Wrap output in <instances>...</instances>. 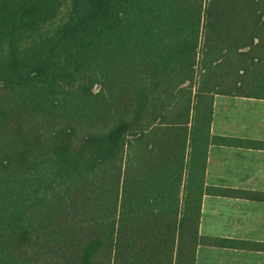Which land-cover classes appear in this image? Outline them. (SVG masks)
Masks as SVG:
<instances>
[{"label":"trees","instance_id":"1","mask_svg":"<svg viewBox=\"0 0 264 264\" xmlns=\"http://www.w3.org/2000/svg\"><path fill=\"white\" fill-rule=\"evenodd\" d=\"M217 96L264 100V0H0V264H196Z\"/></svg>","mask_w":264,"mask_h":264},{"label":"crops","instance_id":"2","mask_svg":"<svg viewBox=\"0 0 264 264\" xmlns=\"http://www.w3.org/2000/svg\"><path fill=\"white\" fill-rule=\"evenodd\" d=\"M212 134L264 142V100L217 96ZM206 184L264 193V149L210 146ZM200 234L264 243V201L206 195ZM196 264H264V252L200 245Z\"/></svg>","mask_w":264,"mask_h":264}]
</instances>
